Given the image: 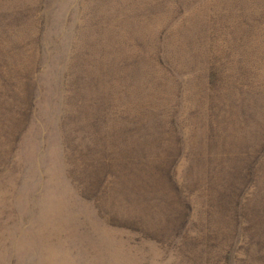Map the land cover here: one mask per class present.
<instances>
[{"label": "rangeland", "instance_id": "1", "mask_svg": "<svg viewBox=\"0 0 264 264\" xmlns=\"http://www.w3.org/2000/svg\"><path fill=\"white\" fill-rule=\"evenodd\" d=\"M0 264H264V0H0Z\"/></svg>", "mask_w": 264, "mask_h": 264}]
</instances>
